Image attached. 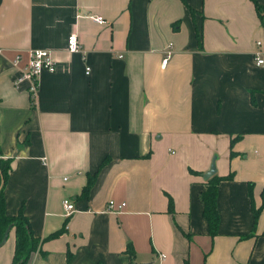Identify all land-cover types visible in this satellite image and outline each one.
<instances>
[{"label":"crops","instance_id":"crops-1","mask_svg":"<svg viewBox=\"0 0 264 264\" xmlns=\"http://www.w3.org/2000/svg\"><path fill=\"white\" fill-rule=\"evenodd\" d=\"M71 34L77 54L65 49ZM31 50L55 67L40 74L34 105L12 84V61ZM256 51L264 60L251 0H0L2 195L5 215L21 213L40 242L27 264H158L159 254V264H264ZM212 159L222 179L213 237L199 199ZM13 247L9 230L0 264Z\"/></svg>","mask_w":264,"mask_h":264},{"label":"trees","instance_id":"trees-1","mask_svg":"<svg viewBox=\"0 0 264 264\" xmlns=\"http://www.w3.org/2000/svg\"><path fill=\"white\" fill-rule=\"evenodd\" d=\"M254 9L259 18L264 16V7L257 5L253 0H251ZM195 38L197 43H199V36L196 33ZM104 164V161L102 162ZM10 170L9 160L0 159V179L2 180V186L0 189V242L3 237V233L7 227H10V230L13 231L14 236V247L12 253L11 264H27L30 256L38 251L40 242L34 238L31 234L27 219L19 213L15 217H8L4 213V202H3V186L5 184L6 178ZM226 180L230 177H226ZM222 180L216 178L213 175L211 178L205 181L206 188L203 193H201L199 199L202 204V216L205 220L208 228L209 235L213 237L216 234L217 225H218V214L215 207L216 199V186L217 183ZM224 180V179H223ZM90 185V180L87 182V185L83 188L81 196H84L87 193V190ZM250 186V185H249ZM250 195V191H249ZM264 206V203L263 205ZM261 208V207H260ZM260 208L253 210L254 220L257 218ZM53 235L52 237H55Z\"/></svg>","mask_w":264,"mask_h":264},{"label":"built area","instance_id":"built-area-1","mask_svg":"<svg viewBox=\"0 0 264 264\" xmlns=\"http://www.w3.org/2000/svg\"><path fill=\"white\" fill-rule=\"evenodd\" d=\"M91 20L97 25H104L105 21L101 17H91ZM258 46L259 43L257 42ZM171 44H168L164 56L160 62V68H164L169 56L171 54ZM66 52L69 54H77L80 52L79 43L75 34H71L66 39ZM20 56L17 55L12 61V66L16 69L17 74L14 77L12 84L15 88L22 85L25 86V91L28 96L30 105H34L36 101V94L38 90V79L41 73H53L55 71L54 63L52 61L49 51L46 50H31L27 53L26 62L21 67L18 66L20 62ZM253 62L257 67L264 66V60L261 57V53L256 51L253 53ZM89 69H84V74L88 75ZM63 215L69 217L73 212V205L69 202L62 201L61 203ZM122 205H117L112 201H108L106 205L107 212H119ZM164 260V255L159 254L156 256V263H161Z\"/></svg>","mask_w":264,"mask_h":264},{"label":"water","instance_id":"water-1","mask_svg":"<svg viewBox=\"0 0 264 264\" xmlns=\"http://www.w3.org/2000/svg\"><path fill=\"white\" fill-rule=\"evenodd\" d=\"M213 175H215L214 159L211 160V163H210V166H209L208 171L205 172V173L202 175V180H203V181H206V180H208L209 178H211ZM1 186H2V180L0 179V189H1ZM9 230H10V227H7L6 230L4 231V233H3V237H2V240H1V242H0V246L5 242Z\"/></svg>","mask_w":264,"mask_h":264}]
</instances>
